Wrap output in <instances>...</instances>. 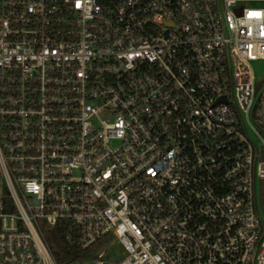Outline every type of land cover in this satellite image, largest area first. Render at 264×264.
Segmentation results:
<instances>
[{"label": "built area", "instance_id": "1", "mask_svg": "<svg viewBox=\"0 0 264 264\" xmlns=\"http://www.w3.org/2000/svg\"><path fill=\"white\" fill-rule=\"evenodd\" d=\"M255 61L264 0H0V264H264Z\"/></svg>", "mask_w": 264, "mask_h": 264}, {"label": "trees", "instance_id": "2", "mask_svg": "<svg viewBox=\"0 0 264 264\" xmlns=\"http://www.w3.org/2000/svg\"><path fill=\"white\" fill-rule=\"evenodd\" d=\"M259 182L262 183L264 180H260ZM260 199V208L264 214V192H260ZM45 239L56 264H67L74 260H81L84 257L83 249L75 244H68L64 241L62 232L60 231L47 232Z\"/></svg>", "mask_w": 264, "mask_h": 264}, {"label": "rangeland", "instance_id": "3", "mask_svg": "<svg viewBox=\"0 0 264 264\" xmlns=\"http://www.w3.org/2000/svg\"><path fill=\"white\" fill-rule=\"evenodd\" d=\"M251 65H252V69L254 72L255 79L256 80L263 79L264 78V62L263 61H255V62H252ZM259 191L261 193L264 192V182L256 184L257 208L259 210L261 217L264 220V214L262 213L261 208H260L261 199H260V192ZM106 245H108V239H103L102 241L95 243L91 248V250H92L91 253L92 254L97 253L98 251L102 250L103 247ZM109 251H110L109 252V255H110L111 250H109ZM106 255H108V249H105V256ZM67 264H83V262L81 260H74V261H71Z\"/></svg>", "mask_w": 264, "mask_h": 264}]
</instances>
